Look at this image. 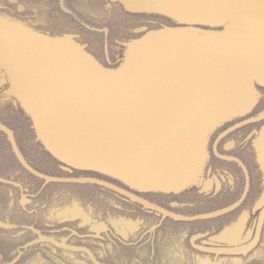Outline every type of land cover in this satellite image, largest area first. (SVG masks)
Returning a JSON list of instances; mask_svg holds the SVG:
<instances>
[{
  "label": "flooded vegetation",
  "instance_id": "flooded-vegetation-1",
  "mask_svg": "<svg viewBox=\"0 0 264 264\" xmlns=\"http://www.w3.org/2000/svg\"><path fill=\"white\" fill-rule=\"evenodd\" d=\"M0 20L78 44L115 68L126 45L175 27L110 0H0ZM210 134L198 181L144 192L66 165L37 139L0 67V264H264L263 176L253 143L264 87Z\"/></svg>",
  "mask_w": 264,
  "mask_h": 264
},
{
  "label": "water",
  "instance_id": "water-1",
  "mask_svg": "<svg viewBox=\"0 0 264 264\" xmlns=\"http://www.w3.org/2000/svg\"><path fill=\"white\" fill-rule=\"evenodd\" d=\"M110 1L176 26L131 41L105 68L69 39L0 20V67L54 158L178 192L198 181L213 130L248 113L264 87V0ZM253 148L264 187V125Z\"/></svg>",
  "mask_w": 264,
  "mask_h": 264
}]
</instances>
